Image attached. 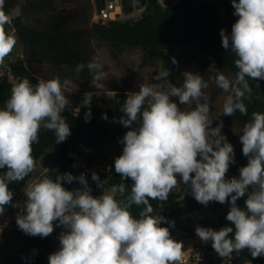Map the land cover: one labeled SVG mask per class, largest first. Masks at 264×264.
I'll return each mask as SVG.
<instances>
[{"label":"clouds","instance_id":"1","mask_svg":"<svg viewBox=\"0 0 264 264\" xmlns=\"http://www.w3.org/2000/svg\"><path fill=\"white\" fill-rule=\"evenodd\" d=\"M234 15L231 33L221 29L222 47L231 49L238 71L229 78L214 64L208 73L215 85L228 93L223 116L236 112L247 115L245 99L251 100L249 80H264V0H231ZM0 0V64L17 44V37L6 29L20 15L19 8L6 12ZM172 63L177 64L175 57ZM85 68L79 64L77 72ZM87 68L93 74V86L104 91L106 74L95 61ZM153 76L155 83H141L139 91L127 95L121 107L119 123L129 130L119 141L122 154L114 160V170L125 183L113 185L103 195H93L85 174L58 173L55 179L44 177L29 183L26 200L16 215L18 228L26 235L46 238L62 226L60 247L48 257V264H178L184 245L172 238L165 218L153 215L150 200L167 201L178 184L190 188L195 200L230 203L228 225L215 230L197 226L196 235L204 243L211 241L220 257L247 249L253 259L264 257V112H253L239 135L247 164L239 176L226 178L236 163L233 145L222 133L223 121L213 127L209 87L200 73L184 72L177 86L169 79L171 70L162 69ZM59 78L40 80L35 86L25 79L12 88L10 98L0 108V216L10 205L14 193L9 184L23 181L35 170L33 144L39 142L41 127L53 131L55 143L67 140L70 125L63 116L70 101ZM90 104L92 93L87 94ZM174 98H178V103ZM195 102L191 110L181 105ZM79 108L74 110V115ZM91 111L85 113L89 122ZM107 120V115L102 116ZM218 119V118H217ZM215 119V120H217ZM135 125V126H134ZM92 180L102 188L107 179ZM77 181L81 187L68 190L64 182ZM243 198V207L238 201ZM141 206L139 217L130 208ZM174 226V221H168Z\"/></svg>","mask_w":264,"mask_h":264},{"label":"trees","instance_id":"2","mask_svg":"<svg viewBox=\"0 0 264 264\" xmlns=\"http://www.w3.org/2000/svg\"><path fill=\"white\" fill-rule=\"evenodd\" d=\"M105 6V0H97L98 10ZM19 8L20 15L12 21V25H6L8 31L14 30L24 48V54L28 59V65L23 61L11 64V72L16 80L27 79L35 86L40 80H49L44 77V72L36 64L48 65L56 75L72 78L80 87H90L93 82V74L87 68L91 61L101 65L100 56L94 46L95 41L103 42L115 49H132L141 51L149 60L161 62L166 69L171 70L169 79L177 84L180 74V59L175 50V43L182 42L187 45H195L200 51L190 50L196 53L200 66V74L209 87L205 90L209 96L211 112L221 110L223 98L228 95L218 88L210 73V65L221 70L229 78H234L238 69L234 61L237 59L231 49H224L218 40L217 24L221 20V11H224V20L227 23L229 33L232 24L238 19L233 13L231 0H124V13L130 15L136 10L144 9L143 15L137 19L117 20L104 24L95 17L93 0H5L6 12ZM175 57L177 64L172 63ZM79 64L85 68L77 72ZM264 80H249L252 88L251 100L245 99L247 115L236 112L233 116H222L223 125L236 123L240 127V134L245 123L250 122L253 112H264ZM15 83L0 79V108L10 98ZM97 89L88 92L94 93ZM127 95H119L118 105L115 110L102 109L92 100L90 104L81 106V110L74 115L69 110L63 116L70 125L71 135L62 143H55L53 131L41 127L39 142L33 144V157L35 170L40 159L47 151H52L55 156L54 168L46 176L55 179L58 173L70 172L74 176L80 173L74 169L73 164L83 157L84 146L93 148L89 153V161L101 157L104 146L112 144L117 136H124L129 130L119 123L124 113L121 107ZM91 111L89 122H85V113ZM107 115V120L102 116ZM135 126V125H134ZM106 159V156H104ZM237 159L245 166L247 158L242 154L240 143ZM31 173L23 181L9 184L13 191L12 203L5 207V212L0 216V264H48V257L56 251L54 243H50V236L41 238L29 236L23 233L16 224L17 201L23 190L29 183ZM6 170H0V173ZM58 172V173H57ZM100 180L107 179L108 183L102 188L95 182L93 195H103L113 185L125 183L127 191L124 196L119 194L116 198L124 199L130 192L131 180L122 181L115 173L114 161L109 172L99 176ZM68 190L79 188L77 181L71 184L64 182ZM187 186L181 184V191L169 194L167 201L150 200L154 211L153 215H161L165 218L162 226L170 228V234L174 232V226L168 221L182 223L181 219L192 212L214 211L224 205V212L216 218L204 217L196 226H184L180 228L195 232L197 226L210 227L219 230L228 225L226 220L230 203L220 204L209 202L207 206L198 203L193 196H184ZM243 207V198L238 201ZM143 205H132L129 209L134 217H139ZM61 228H63L61 226ZM196 234V232H195ZM237 254V253H236ZM238 257L249 260L253 264H264V257L253 259L247 249L237 254Z\"/></svg>","mask_w":264,"mask_h":264},{"label":"rangeland","instance_id":"3","mask_svg":"<svg viewBox=\"0 0 264 264\" xmlns=\"http://www.w3.org/2000/svg\"><path fill=\"white\" fill-rule=\"evenodd\" d=\"M223 1V0H221ZM95 6V13L98 10L97 7V0H93ZM144 9L136 10L130 15H125L121 20L127 19H137L142 17ZM94 13V15H95ZM96 17V16H95ZM221 29H225L228 34L229 29L227 27V23L224 20V11H221V20L217 24L218 30V40L220 44L221 36L220 31ZM9 32L13 33L17 37V44L14 47L12 53L7 56L3 63L8 65V61H13V63H19L23 61L25 65H28V59L24 54V48L21 44V41L14 30H10ZM94 46L100 56L101 65L104 68L106 79H102L99 83L103 84L104 91L97 89L93 85L90 87H80L78 86L75 81L68 77L62 75H56L55 72L46 64H36V67H40L41 71L44 72V77L47 79L59 78L62 84H64V92L70 101L69 105L67 106L66 110L74 111L75 109L79 108V112L81 110V106L88 102V91L91 89H97L98 91L92 93L91 100L98 104L102 109H113L115 110L118 105V97L119 95H128L130 93L138 92L139 86L141 83L151 84L155 83L152 78L155 76L158 70L166 69L161 62L149 60L145 57V55L139 50H132V49H115L110 45L95 41ZM176 53L180 59V74L177 81V86H179L183 82V75L182 73L188 71L193 73H200V66L197 62V54L191 51H178ZM23 57H20V56ZM12 57V58H11ZM11 58V59H10ZM13 83L16 85L20 80H12ZM264 84V82H263ZM178 103V98H174ZM226 96L223 98L222 103ZM182 110H191L195 107V102L190 105H181ZM222 116L221 110H214L211 112V118L213 121V127L220 121ZM218 118V119H217ZM217 119V120H215ZM222 133L227 137V140L233 145L235 151V161L236 163L230 165L229 171L226 174V178L230 179L234 176H239V169L242 164L237 159V152L240 146V127L236 123H232L226 126H223ZM123 136L121 137V139ZM120 139V140H121ZM120 140H115L112 144L104 146L102 148L103 152L108 155H117L122 154L123 145L119 142ZM84 154L81 158L85 162L89 161V153L93 150V148L84 146L83 148ZM54 160L55 156L52 151H47L46 154L40 159L37 169L35 170L34 174L32 175L29 183L38 182L40 179L46 177L54 168ZM28 183V184H29ZM27 184V185H28ZM175 192L181 191V184H178L175 189ZM184 196H192L190 188L186 187L183 191ZM26 200V198H25ZM17 213L20 212L21 205L19 202L17 204ZM224 212V205L214 211H206V212H192L186 215L184 218L188 221V226L194 227L197 225L198 221L204 217L207 218H216L220 216ZM17 215V214H16ZM0 230V234H1ZM182 243H187L190 245H197V244H205L200 240V238L195 234L190 237H183L179 239ZM238 261L241 264H253L249 260L238 258Z\"/></svg>","mask_w":264,"mask_h":264},{"label":"built area","instance_id":"4","mask_svg":"<svg viewBox=\"0 0 264 264\" xmlns=\"http://www.w3.org/2000/svg\"><path fill=\"white\" fill-rule=\"evenodd\" d=\"M179 1L181 0H175L176 3ZM95 16L104 24L121 20L125 16L124 0H105V6L101 10H97ZM10 25H12V23ZM20 57L23 56L21 55ZM8 62V65L5 63L0 64V79L13 83L12 80L16 79L11 72V64H13V61ZM70 112L74 113V111ZM121 137L122 136H117L116 140H120ZM101 155V157H97L88 162L80 158L73 164L74 169L79 171L80 174H85L89 187L92 189V194L95 186V182L91 178L92 173L95 172L100 176L109 172L112 168V161L121 154L107 156L101 151ZM104 156H106V159ZM181 222L182 223H176L174 225V230L180 228L179 224L188 226V221L184 217L181 219ZM183 245V257L178 264H241L238 261L240 257H238L235 252L231 256L220 257L212 248L211 241L205 244L190 245L183 243Z\"/></svg>","mask_w":264,"mask_h":264},{"label":"water","instance_id":"5","mask_svg":"<svg viewBox=\"0 0 264 264\" xmlns=\"http://www.w3.org/2000/svg\"><path fill=\"white\" fill-rule=\"evenodd\" d=\"M175 50H178V51H190V50L200 51V49L197 46L187 45V44L182 43V42L175 43ZM60 229H61V226L56 227L54 225V231L50 236V243H53L54 237L60 231ZM193 235H195V232H193V231H189V230L184 229V228H177L174 230V232L171 236L173 239L178 241L179 239H181L183 237H190Z\"/></svg>","mask_w":264,"mask_h":264},{"label":"crops","instance_id":"6","mask_svg":"<svg viewBox=\"0 0 264 264\" xmlns=\"http://www.w3.org/2000/svg\"><path fill=\"white\" fill-rule=\"evenodd\" d=\"M25 198H26V196H25L24 191H23V193H22L20 199L17 201V204H18V202H19L21 205H23V203H24V201H25ZM17 204H16V206H18ZM62 231H64L63 228L60 229V231L55 235L54 240H53V243H54V245H55L56 250L60 247L58 237H59V235H60V233H61Z\"/></svg>","mask_w":264,"mask_h":264}]
</instances>
